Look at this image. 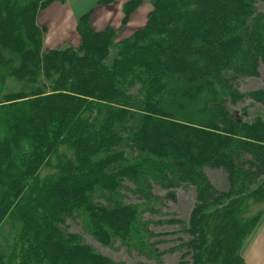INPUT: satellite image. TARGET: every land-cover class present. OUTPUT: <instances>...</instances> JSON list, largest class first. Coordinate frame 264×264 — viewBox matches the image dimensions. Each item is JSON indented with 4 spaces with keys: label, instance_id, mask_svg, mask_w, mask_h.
I'll use <instances>...</instances> for the list:
<instances>
[{
    "label": "trees",
    "instance_id": "16d2710c",
    "mask_svg": "<svg viewBox=\"0 0 264 264\" xmlns=\"http://www.w3.org/2000/svg\"><path fill=\"white\" fill-rule=\"evenodd\" d=\"M54 1L0 0V73L22 86L0 97V224L16 227L0 264H126L84 235L157 263L177 251L178 264H245L263 213L248 201L264 204V89L237 87L264 69V0H97L74 19L78 45L49 48L48 32L68 41L38 23ZM138 11L140 26L113 40L112 23ZM246 98L263 114L229 110ZM181 186L195 193L186 220L143 218ZM76 219L81 232L67 229ZM163 221L186 238L161 251L151 225Z\"/></svg>",
    "mask_w": 264,
    "mask_h": 264
},
{
    "label": "rangeland",
    "instance_id": "374dc122",
    "mask_svg": "<svg viewBox=\"0 0 264 264\" xmlns=\"http://www.w3.org/2000/svg\"><path fill=\"white\" fill-rule=\"evenodd\" d=\"M67 1L70 0H57L54 1L48 8L42 10L39 12L38 15V23L43 26L45 29H51L53 31V34L55 35V29L59 30L61 32L60 36L61 38H66L68 41H64V43H61V41H56L55 39H51L50 36L52 35V32H48L45 36L44 45L45 47L49 48H57V47H64L66 44H70L73 46L78 45V35L75 34V28H74V19L73 16L70 15L71 10L69 7V3ZM96 3V2H95ZM59 4H67V8L65 9L64 6H60L59 8L54 7L55 5ZM102 6V5H101ZM97 6L95 5V8ZM258 7L261 10H264V2H259ZM104 8V6H103ZM69 11L70 18H66L64 20L60 19H53L51 21L44 18L45 13L47 12V16H53L55 18L54 14H57L56 16H60V18L66 13V11ZM100 12V11H99ZM102 18H106L108 15H105L104 13H101ZM67 16V15H66ZM143 15L142 13L136 12L130 19L129 22L126 23L124 26H119L117 21H114L112 24L115 26L116 33L114 35L113 40H117L118 38H126L128 35H130L137 27H139L143 21H142ZM100 23V26L103 27L107 23L105 22ZM72 26V28H71ZM119 26V27H118ZM121 28V29H120ZM117 44L112 45L109 50L108 56L105 58L104 62L108 65H110L113 61V59L117 55ZM260 75L258 77H246L242 78L238 81V91L241 93H246L251 90L255 89H264V69L260 68ZM22 88L21 84L13 77H10L5 74V77L0 73V97L6 93L9 92H18ZM26 92L30 90L28 87L25 88ZM228 106V105H227ZM243 107L248 108V116L247 119H251L256 113L263 114V110L261 106L257 103H254L253 100L246 98L244 101L239 102L236 105H230L228 106L229 110L236 116H241V110ZM207 174L209 178L212 180V182L217 185L218 187L223 188L225 186L224 183V175L220 170H214V169H207ZM130 186V185H129ZM154 193H156L159 197H162L164 194V191L158 189L157 187H154L153 189ZM124 193L127 196V200H125L127 203H138L140 200L137 199V197L133 194H131L128 191H124ZM194 189L189 186H181L175 190V198L176 201H167L165 200L164 203L159 207V213L156 214H150L149 212L143 213L144 219H160V220H166L169 218H179L186 220L189 216L190 209L194 203ZM249 210L251 212H256L258 209L263 208L264 204H257L248 201ZM79 218V217H78ZM67 229L69 231L73 232H81V225L80 220H68L67 221ZM153 225V226H152ZM151 229L154 232H164L165 234L162 236H158L154 238V240H162L161 243H158L159 250L163 251L165 248H171L174 246H177L180 241H178L179 237L186 238L185 235L180 231V226L173 223H167V222H161L160 224H152ZM14 229L16 227L11 228L9 224V220H4L0 224V248L6 247L8 245L14 236ZM84 240L86 243L92 245L96 250L111 256L114 259L121 260L125 262L126 264H178L180 261L179 253L177 251L173 253H165V255H162L160 258V263H157V260L154 259H146L135 252H128L123 247H120L116 245L114 248H108L103 247L96 241H94L90 236L84 235ZM186 260H189L187 258ZM245 263V261H244ZM188 264V263H187ZM246 264V263H245Z\"/></svg>",
    "mask_w": 264,
    "mask_h": 264
},
{
    "label": "crops",
    "instance_id": "0c3cea01",
    "mask_svg": "<svg viewBox=\"0 0 264 264\" xmlns=\"http://www.w3.org/2000/svg\"><path fill=\"white\" fill-rule=\"evenodd\" d=\"M96 1L97 0L67 1L69 3V7L72 13L70 15H72L73 19H75L77 15L81 14L82 12L93 6ZM61 6H64L65 9L67 8V4H62ZM105 11L108 12V10L106 9ZM101 13H104V11L100 10V15ZM70 15L69 11H66V13L58 19H68L70 18ZM108 19V17L102 18L100 20V23H104L103 21L109 22ZM261 209H263V213L260 217V220L257 222L256 226L251 231V233L246 237L241 248L242 257L246 264H264V207Z\"/></svg>",
    "mask_w": 264,
    "mask_h": 264
}]
</instances>
